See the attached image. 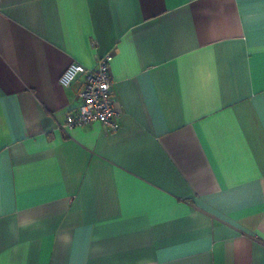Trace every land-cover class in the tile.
<instances>
[{"label":"crops","instance_id":"crops-1","mask_svg":"<svg viewBox=\"0 0 264 264\" xmlns=\"http://www.w3.org/2000/svg\"><path fill=\"white\" fill-rule=\"evenodd\" d=\"M0 264H264V0H0Z\"/></svg>","mask_w":264,"mask_h":264},{"label":"built area","instance_id":"built-area-1","mask_svg":"<svg viewBox=\"0 0 264 264\" xmlns=\"http://www.w3.org/2000/svg\"><path fill=\"white\" fill-rule=\"evenodd\" d=\"M112 58V54H108L98 59L93 69L72 63L63 72L59 83L64 88L71 86L79 76L84 79L83 87L78 93L80 105L75 112L66 116L65 128L99 123L111 132L119 129L121 113L114 108L116 101L109 76Z\"/></svg>","mask_w":264,"mask_h":264}]
</instances>
